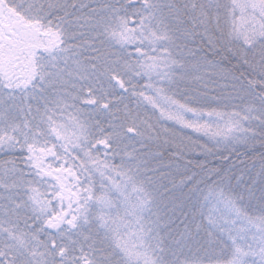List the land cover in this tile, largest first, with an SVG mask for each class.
<instances>
[{"label": "snow or ice", "instance_id": "1", "mask_svg": "<svg viewBox=\"0 0 264 264\" xmlns=\"http://www.w3.org/2000/svg\"><path fill=\"white\" fill-rule=\"evenodd\" d=\"M0 264H264V0H0Z\"/></svg>", "mask_w": 264, "mask_h": 264}]
</instances>
